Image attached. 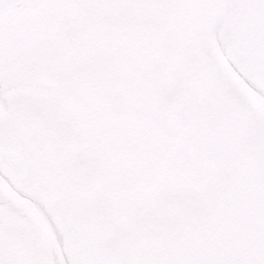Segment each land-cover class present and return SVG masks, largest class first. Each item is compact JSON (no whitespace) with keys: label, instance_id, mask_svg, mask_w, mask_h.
Masks as SVG:
<instances>
[{"label":"flooded vegetation","instance_id":"obj_1","mask_svg":"<svg viewBox=\"0 0 264 264\" xmlns=\"http://www.w3.org/2000/svg\"><path fill=\"white\" fill-rule=\"evenodd\" d=\"M115 14L0 0V147L24 159L0 158V264H40L20 236L25 192L49 215L43 264H204L186 236L194 221L178 226L175 214L187 195L142 188L152 168L180 165L168 158L174 150L152 148V132L194 123L165 112L182 80L169 98L168 84H151L136 61H145L137 41L147 35L134 16ZM243 254L264 260V241Z\"/></svg>","mask_w":264,"mask_h":264},{"label":"rangeland","instance_id":"obj_2","mask_svg":"<svg viewBox=\"0 0 264 264\" xmlns=\"http://www.w3.org/2000/svg\"><path fill=\"white\" fill-rule=\"evenodd\" d=\"M59 1L79 3L93 15H98L101 9L111 12L114 7L115 17L127 21L134 16L137 34L147 35L146 39L137 41L146 52L145 61L136 57L138 70L148 72L151 84H168V98L171 87L177 89L175 82L182 80L178 91L186 90L192 103L187 113L194 123L182 129H174L168 123L167 129L152 132V148L162 145L174 150L171 161L177 160L180 165L152 168L147 175L151 180L142 188L176 197L181 196L178 194L181 191L191 193L196 185L199 193L205 192L198 200L200 226L203 224L205 229L212 226L216 221L210 214L222 212L230 221L236 220L232 225L238 242L247 240L254 248L257 242L264 241V94L256 92L235 71L219 62L223 56L224 27L229 22L234 0ZM156 111L157 105L153 104L152 113ZM180 131L183 140L176 136ZM248 168L251 169L248 176H242ZM144 175L139 174V179ZM222 176L228 181H233V176L239 177L234 178L235 187L228 184L219 190L214 184ZM221 191L228 200L218 196ZM210 198L213 203L208 205ZM220 200L231 209L227 211ZM184 202L175 214L178 221L183 217L186 222L189 201ZM37 206L33 200L24 199L20 236L24 244L28 243L25 247L37 249L43 264L48 239L44 235L46 220ZM234 211L238 212L237 216ZM214 232L221 236L218 227ZM231 257L233 263L226 264L264 262L258 256L247 257L241 250ZM203 263L221 264L217 253L204 257Z\"/></svg>","mask_w":264,"mask_h":264},{"label":"water","instance_id":"obj_3","mask_svg":"<svg viewBox=\"0 0 264 264\" xmlns=\"http://www.w3.org/2000/svg\"><path fill=\"white\" fill-rule=\"evenodd\" d=\"M234 3L222 61L225 65L230 63L243 78L264 92V0H235ZM188 108L187 100L176 97L166 111L171 120L178 121L175 113ZM0 154L10 159L9 150Z\"/></svg>","mask_w":264,"mask_h":264}]
</instances>
